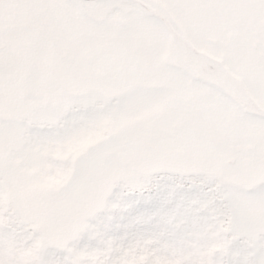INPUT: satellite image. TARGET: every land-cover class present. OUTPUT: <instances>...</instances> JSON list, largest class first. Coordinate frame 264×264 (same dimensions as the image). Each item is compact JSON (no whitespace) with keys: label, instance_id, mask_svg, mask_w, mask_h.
<instances>
[{"label":"snow or ice","instance_id":"snow-or-ice-1","mask_svg":"<svg viewBox=\"0 0 264 264\" xmlns=\"http://www.w3.org/2000/svg\"><path fill=\"white\" fill-rule=\"evenodd\" d=\"M0 264H264V0H0Z\"/></svg>","mask_w":264,"mask_h":264}]
</instances>
